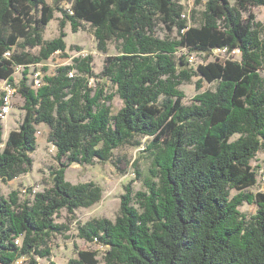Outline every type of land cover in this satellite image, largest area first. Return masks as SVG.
Segmentation results:
<instances>
[{
	"label": "trees",
	"instance_id": "trees-1",
	"mask_svg": "<svg viewBox=\"0 0 264 264\" xmlns=\"http://www.w3.org/2000/svg\"><path fill=\"white\" fill-rule=\"evenodd\" d=\"M194 1L204 5L198 24L180 0H0V82L16 88L25 110L6 140L0 125V178L31 170L41 124L50 128L59 163L51 186L28 188L24 199L0 187V264L49 259L53 237H71L70 224L57 220L62 211L73 218L104 192L94 181L72 183L67 168L107 162L115 149L140 147L143 138L152 165L144 189L127 184L116 218L78 222L77 237L105 248L104 264H264V191H247L257 183L252 161L264 151V24L250 11L264 0ZM56 12L59 36L45 39ZM83 22L100 51L117 46L99 76L115 92L107 82L91 83V55L66 52V25L78 32ZM218 47L239 48L241 56L214 59ZM56 52L71 62L50 74L43 66L36 86L30 66ZM198 52L212 60L193 67L188 55ZM194 77L198 90L203 82L216 88L186 104L181 85ZM116 95L123 106L113 114ZM245 203L258 206L250 223L240 210ZM74 245L68 264L101 262L98 249Z\"/></svg>",
	"mask_w": 264,
	"mask_h": 264
},
{
	"label": "rangeland",
	"instance_id": "rangeland-1",
	"mask_svg": "<svg viewBox=\"0 0 264 264\" xmlns=\"http://www.w3.org/2000/svg\"><path fill=\"white\" fill-rule=\"evenodd\" d=\"M184 5L186 12L190 13V20L192 24H198L201 17V12L204 10V5H196L194 0H180ZM69 8L68 4L64 5ZM195 12L196 20L192 17V12ZM250 11L255 15L256 20L264 24V6H252ZM61 13L56 12L55 18L47 25L44 33L45 39H53L59 36L60 25L59 18ZM247 16V14H245ZM67 33L65 40L67 42V54L70 56L77 55H91L93 59V69L95 76L91 78V83H104L107 82L108 92H115L116 87L111 82L102 79L100 76L103 70L105 59L108 55L118 54L117 46L114 42L108 45V51L102 52L97 47V40L93 33V27L89 23L83 22L78 32H73L70 24L65 27ZM167 30L160 26L159 34L164 36ZM74 48V49H73ZM79 48V49H77ZM33 52H38L35 48ZM185 52V51H183ZM187 52V51H186ZM64 54L56 52L49 60L42 63L30 66V78L34 77L36 72L44 74L43 66L48 67L47 73H54L56 68L60 65L71 62L70 58L63 57ZM223 59V58H222ZM212 60L204 53H196V62L192 64L197 67L199 64L206 63ZM24 68L19 66L16 68L14 77L16 84H19L23 78ZM199 77H194L192 81L185 82L181 85L186 97L184 103L189 104L192 102L193 96L204 89H215L216 83L203 82V88L198 90L196 82ZM8 83L3 80L0 82V99L4 89ZM24 99L20 93L16 92L12 98V107L9 114L5 119L0 120V125L3 127L4 140L7 139L11 130L17 129L21 124L25 110L23 109ZM123 106V101L118 95L114 97L112 103V113L116 114ZM40 134L37 135V149L31 153L33 164L28 173L22 174L11 181H4L0 178V187L2 193L8 196L12 191L17 190L20 192L21 198L28 197L27 189L31 188L33 191H42L52 184L51 172L55 170L59 163L56 159V147L49 141L50 128L47 124L38 126ZM147 138H143V145L140 147L126 145L115 149L113 157L107 162L95 161L92 165L73 164L66 170V178L72 183H80L87 181H94L103 187V197L101 201L89 208H79L76 210L75 215L70 217L67 212L62 211L60 217L57 219L59 222H67L70 224L71 230L69 231L70 238L66 235H56L51 241L52 254L49 259L39 258L40 264H68L70 258L77 255V249L74 244H77L79 249H98L99 250V264H104L105 248H100L95 243H89L77 237V223H84L88 220L96 218L107 217L112 220L120 212L121 195L125 192L127 184L131 183L134 191L144 189V179L149 175V170L152 167L151 159L148 153L144 152V143ZM137 165L135 166V164ZM252 165L257 171V183L255 186L250 187L247 191L260 192L264 191V151H259L252 161ZM139 171V175L137 172ZM241 213L246 217V222L250 223L253 216L257 213L258 206L256 204L245 203L240 207ZM16 264H27V259L22 258Z\"/></svg>",
	"mask_w": 264,
	"mask_h": 264
},
{
	"label": "built area",
	"instance_id": "built-area-1",
	"mask_svg": "<svg viewBox=\"0 0 264 264\" xmlns=\"http://www.w3.org/2000/svg\"><path fill=\"white\" fill-rule=\"evenodd\" d=\"M9 55V52L7 53ZM241 56V50L239 48L236 49H229L228 47H218L213 49L211 57L214 59H237ZM189 62L191 64H194L196 62V53H191L188 55ZM34 83L36 86L41 85V74L40 72H36L34 74ZM16 93V88L11 86L10 84L6 85L3 95H2V105L0 108V120H3L6 118V116L9 114L11 107H12V98L14 97ZM40 134V131L37 132V135ZM264 179V175H263ZM19 241V240H18ZM17 241V242H18ZM97 240H95L96 242ZM102 247V246H100Z\"/></svg>",
	"mask_w": 264,
	"mask_h": 264
}]
</instances>
